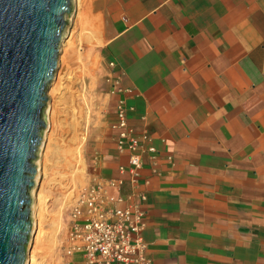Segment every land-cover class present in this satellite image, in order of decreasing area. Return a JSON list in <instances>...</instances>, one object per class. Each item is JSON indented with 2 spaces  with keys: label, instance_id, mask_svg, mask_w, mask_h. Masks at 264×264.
I'll return each mask as SVG.
<instances>
[{
  "label": "crops",
  "instance_id": "1",
  "mask_svg": "<svg viewBox=\"0 0 264 264\" xmlns=\"http://www.w3.org/2000/svg\"><path fill=\"white\" fill-rule=\"evenodd\" d=\"M73 3L66 75L98 109L86 184L123 178L108 192L144 211L153 264H264V0ZM121 99L143 158L136 182L120 172Z\"/></svg>",
  "mask_w": 264,
  "mask_h": 264
},
{
  "label": "water",
  "instance_id": "2",
  "mask_svg": "<svg viewBox=\"0 0 264 264\" xmlns=\"http://www.w3.org/2000/svg\"><path fill=\"white\" fill-rule=\"evenodd\" d=\"M73 0H0V264H28L48 90Z\"/></svg>",
  "mask_w": 264,
  "mask_h": 264
},
{
  "label": "rangeland",
  "instance_id": "3",
  "mask_svg": "<svg viewBox=\"0 0 264 264\" xmlns=\"http://www.w3.org/2000/svg\"><path fill=\"white\" fill-rule=\"evenodd\" d=\"M76 34L68 30L64 33L58 69L61 72L47 93L50 100L45 118L49 128L44 132L39 158V185L32 191L36 228L30 257L37 264H64L70 207L78 192L87 186L85 145L98 109L96 92L75 88L76 83L68 79L73 77L66 75L68 68L78 62Z\"/></svg>",
  "mask_w": 264,
  "mask_h": 264
},
{
  "label": "built area",
  "instance_id": "4",
  "mask_svg": "<svg viewBox=\"0 0 264 264\" xmlns=\"http://www.w3.org/2000/svg\"><path fill=\"white\" fill-rule=\"evenodd\" d=\"M117 91H122L119 87ZM116 127L121 129L117 137L121 153L129 151V167H120L123 174L129 172L133 182L139 178L143 166L142 154L137 152L140 142L133 136V128L128 124L125 102L121 99L117 106ZM147 132L143 140H147ZM150 150H154L151 148ZM123 178L104 180L95 176L92 182L78 192L70 207L68 217L66 255L81 254L85 264H153L148 253V243L142 233L144 211L128 204L121 194H110L108 187L120 189Z\"/></svg>",
  "mask_w": 264,
  "mask_h": 264
},
{
  "label": "bare ground",
  "instance_id": "5",
  "mask_svg": "<svg viewBox=\"0 0 264 264\" xmlns=\"http://www.w3.org/2000/svg\"><path fill=\"white\" fill-rule=\"evenodd\" d=\"M48 125H49V122H48ZM36 177H37L36 180H37V183H38V181L40 179V177H39V170H38V174L36 175ZM40 192H42V190H40ZM34 226H35V222H34ZM34 232H35V229H34ZM28 260H29V263L28 264H37V260H35L34 257H30V255H29V259Z\"/></svg>",
  "mask_w": 264,
  "mask_h": 264
}]
</instances>
